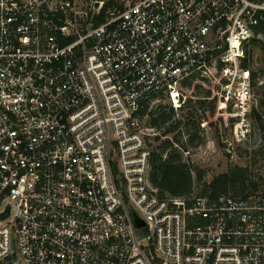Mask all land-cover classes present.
Masks as SVG:
<instances>
[{"label": "built area", "instance_id": "1", "mask_svg": "<svg viewBox=\"0 0 264 264\" xmlns=\"http://www.w3.org/2000/svg\"><path fill=\"white\" fill-rule=\"evenodd\" d=\"M263 26L264 0H0V264H264V190L162 193L152 144L189 134L141 115L200 79L248 140Z\"/></svg>", "mask_w": 264, "mask_h": 264}, {"label": "trees", "instance_id": "2", "mask_svg": "<svg viewBox=\"0 0 264 264\" xmlns=\"http://www.w3.org/2000/svg\"><path fill=\"white\" fill-rule=\"evenodd\" d=\"M262 70L264 72V68ZM190 85L192 87H198L199 89L203 87L200 79L191 81ZM211 95V91L208 90L206 95L198 96L195 101L190 99L189 107L191 104L193 107L196 105L200 109L206 106L210 107V116L212 117L210 123L216 124L217 118L214 114L216 112L217 99H210L209 97ZM151 101L152 100L147 101L144 108L141 110L142 116L150 111L152 115L157 113V115L149 121L151 125L162 126L166 123H170L165 131H163V134L174 132V140L176 142H180L182 139L181 137L184 135L183 129L181 128L183 127L187 132L189 126L188 133H190V128H194V132L190 134V142L194 144L202 141V137L199 135L201 126L198 119H194L193 117H189L187 120L184 117L177 118V111L173 107L166 109L168 106H164L162 103L156 106L155 109H150L152 105ZM259 105V108H254L252 114L255 124L260 127L264 134V90ZM182 111H185V108H182L181 112ZM178 129L180 130L177 131ZM160 139V136H158L156 141L159 143L157 145L152 144L151 181L161 189L162 193H170L174 196L183 197L193 194L196 191L194 186L195 177L198 176V178L203 179V171L197 170L195 172L192 165L185 161L183 153L175 147L171 139ZM258 188L259 182L252 176V169L250 167L232 165L227 171L214 176L210 181H206L202 185L201 190H198L197 193L200 195H209L211 198L217 199L219 196L229 192L245 193L249 189L255 190Z\"/></svg>", "mask_w": 264, "mask_h": 264}, {"label": "rangeland", "instance_id": "3", "mask_svg": "<svg viewBox=\"0 0 264 264\" xmlns=\"http://www.w3.org/2000/svg\"><path fill=\"white\" fill-rule=\"evenodd\" d=\"M254 53H255V69L261 70L264 68V59L262 51V41H255ZM262 79L264 81V72H261ZM203 87L199 89L198 87H192L189 85L187 91L189 93L195 94L197 96L206 95L207 91L210 90L213 94L216 90L214 85L209 83L201 82ZM264 90V84L262 86L256 87V92L258 94V104L256 107H260L259 99L261 98ZM158 102L154 101L152 107L155 109V106ZM160 103V102H159ZM217 103V100H216ZM255 107V108H256ZM151 108V109H152ZM153 111V110H152ZM151 112V111H150ZM148 113L144 117V121L148 124L149 121L157 115L154 113ZM215 117L217 118L216 124H211L210 119V107H205L200 109L196 105L193 107L191 104L190 107L179 113V117H184L186 120L190 118L198 119L201 129L199 135L202 137L200 143L187 142V148H190V155L185 161L191 164L195 172L197 170L203 171V179L195 177L194 186L196 191H200L202 185L206 181H210L214 176L225 172L232 165L248 166L252 169V176L259 182V189L264 190V134L259 126L252 122V131L251 136L248 140L240 143H233L232 146H226L222 142V138L231 139V133L227 128V122L231 120L230 116H218V107L216 106ZM202 117V118H200ZM264 117V113H263ZM264 119V118H263ZM192 127V126H190ZM194 128L189 126L187 132L181 137L183 140L185 136L190 138V134L194 132ZM175 135V133H174ZM173 135V136H174ZM184 137V138H183ZM188 137L186 138L187 141ZM159 142L154 143L157 145Z\"/></svg>", "mask_w": 264, "mask_h": 264}, {"label": "water", "instance_id": "4", "mask_svg": "<svg viewBox=\"0 0 264 264\" xmlns=\"http://www.w3.org/2000/svg\"><path fill=\"white\" fill-rule=\"evenodd\" d=\"M135 224H136V226H142L145 224V220L140 216H136L135 217Z\"/></svg>", "mask_w": 264, "mask_h": 264}]
</instances>
